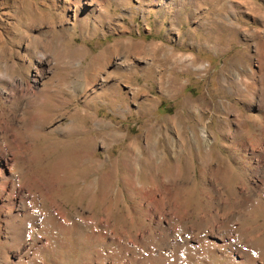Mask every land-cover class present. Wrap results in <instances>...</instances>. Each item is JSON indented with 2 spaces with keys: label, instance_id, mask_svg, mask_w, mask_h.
<instances>
[{
  "label": "rangeland",
  "instance_id": "rangeland-1",
  "mask_svg": "<svg viewBox=\"0 0 264 264\" xmlns=\"http://www.w3.org/2000/svg\"><path fill=\"white\" fill-rule=\"evenodd\" d=\"M25 1L0 0V264H264V0H105L110 29Z\"/></svg>",
  "mask_w": 264,
  "mask_h": 264
},
{
  "label": "bare ground",
  "instance_id": "bare-ground-1",
  "mask_svg": "<svg viewBox=\"0 0 264 264\" xmlns=\"http://www.w3.org/2000/svg\"><path fill=\"white\" fill-rule=\"evenodd\" d=\"M104 1L105 0H75V2H76V5L78 6V7H82V10H83V12H79V13H77V16L79 17V18H84V16L82 17V15L84 14V15H88L89 13H91V14H93L94 15V17H95V19H94V22H93V27L94 28H96V26L98 25V23H99V21L101 20V17L102 16H104L108 21V24H109V29L110 28H113L112 27V24H113V21H114V18L112 17V15L110 14V12L108 11V9L106 8V7H104V5H103V3H104ZM154 1V3L155 4H161V0H153ZM26 2V5H25V9L27 10V12L28 13H33V17H35V18H37L38 17V19L39 20H43L44 18L46 19V17L47 18H49L50 19V16H48V14H44L43 12H41V11H38L37 10V6L35 7V5H34V3L31 1V0H26L25 1ZM175 2V0H167V3L168 4H170V3H174ZM76 6V7H77ZM144 11H147V9L146 8H144ZM77 12V11H76ZM86 17V16H85ZM34 18V19H35ZM87 19V18H86ZM48 20V19H47ZM46 20V21H47ZM88 20V19H87ZM45 21V20H44ZM61 21H62V19H61ZM52 22H53V20H52ZM86 26H88L89 27V23H88V21H86ZM171 24H172V27L173 28H175L176 26H175V16H173V19H172V21H171ZM114 25V24H113ZM120 26V25H119ZM122 26V28L124 29L125 28V26L124 25H121ZM74 27V24L73 23H64V24H62V26H61V30H62V34L61 35H59V38H60V41H62V39H64L66 36H69L70 35V30L72 29ZM48 31L50 32V33H53V30H47V33H48ZM125 46L127 47V48H135V49H133L132 51H136V52H138V53H143V50H142V47H144L145 46V43H143V42H131V39H128V40H125ZM59 46H61V44L59 45ZM216 46V45H215ZM139 47V48H138ZM116 49H118V48H120V45L119 46H116L115 47ZM161 48H163V46H162V44L161 43H156L155 45H153L151 48H149L147 51H146V54L147 55H150V56H153L154 55V53H155V51H156V49H158V50H160ZM60 49V48H59ZM58 48H57V46H56V48H54V50H53V52L51 53V55H53V56H55V55H58ZM61 50V49H60ZM120 50V49H119ZM62 51V50H61ZM172 56H173V53H172V51H170L169 53H168V57L167 58H172ZM46 58V56L45 55H42L41 56V59H45ZM78 58V57H77ZM76 59V58H75ZM189 59V60H188ZM192 59V56L191 55H187V56H183V55H180L178 58H173L172 60L173 61H176L177 60V62L179 61V62H186V61H188L189 62V64L190 65H193V61L191 60ZM167 60V59H166ZM76 63H78V64H81L82 63V59L79 57V59H77L76 60ZM75 63V64H76ZM136 64V62H134V64H133V61L131 62V66L132 65H135ZM151 65L153 64V63H150ZM127 65H130V63L129 64H127ZM203 65L204 64H202L200 67L202 68L203 67ZM161 73V72H160ZM42 75H44V73H43V71H42V73H41ZM39 76H40V74L39 73H37L36 75H35V80H34V82H35V84H37V83H40V79H39ZM90 78V77H89ZM234 78H235V80H236V82H238V84L240 83V77H239V73H236L235 74V76H234ZM163 79V76H162V73L160 74V76H159V80H162ZM239 85H241V83L239 84ZM91 86V85H90ZM241 87V86H240ZM113 89V88H112ZM153 98V97H152ZM155 100V99H154ZM150 102V101H149ZM149 102H148V104H149ZM153 103V102H152ZM147 104V105H148ZM145 105V103H143V106ZM152 105V104H151ZM147 107V106H146ZM200 118H201V114H200V111L199 110H197V109H195V111H194ZM106 124L107 122L106 121H103V120H100V121H98V125H100V126H102L103 124ZM108 126V125H107ZM104 127V126H103ZM102 127V128H103ZM106 127V126H105ZM69 130L71 131V130H74V128H73V126H69ZM202 137H203V139H204V141H205V143H206V145H205V152H208V144H209V138H210V136H209V133H208V130H207V128H205V126H202ZM193 138H194V140H195V135H193ZM196 141V144L198 145V141L197 140H195ZM149 144V143H148ZM133 151H134V153H135V155H139L140 154V149H138V147H137V145L135 144V142H134V144H133ZM150 151V155H152V157L150 156V158H154L157 154H156V148H154V149H151V150H149ZM157 157V156H156ZM136 158V157H135ZM136 160V159H135ZM136 162V161H135ZM137 168V167H136Z\"/></svg>",
  "mask_w": 264,
  "mask_h": 264
}]
</instances>
